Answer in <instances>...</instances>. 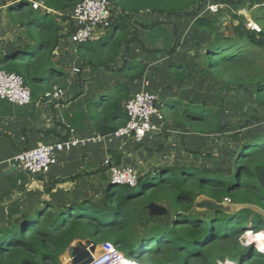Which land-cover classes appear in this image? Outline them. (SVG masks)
I'll list each match as a JSON object with an SVG mask.
<instances>
[{
	"label": "trees",
	"instance_id": "obj_1",
	"mask_svg": "<svg viewBox=\"0 0 264 264\" xmlns=\"http://www.w3.org/2000/svg\"><path fill=\"white\" fill-rule=\"evenodd\" d=\"M35 1L43 3L47 11L34 10ZM84 1L11 0L7 6L8 23L22 34L9 44L10 53L0 57V69L22 76L33 101L40 96L46 99L55 88L64 91L70 86V72L58 67L55 59L60 42L75 31L73 9ZM107 1L113 7L110 29L96 42L75 45L81 62L77 83L82 85L80 74L88 67L124 73L129 83L141 82L148 72L144 61H132L125 53L123 67H114L124 45L139 42L136 27L148 28L136 18L143 14L163 18L151 27L190 18L194 19L193 31L211 37L201 53L202 72L216 80L222 92L246 99L249 108L245 117L252 115L249 121L264 118V4L255 6L256 1L263 0H253L249 6L261 32L245 29L235 38L217 35L219 14H202L209 0ZM238 3L245 7L248 2ZM61 23L69 24V33H62ZM179 48L177 41L162 53L172 57ZM151 53L157 54L158 50ZM169 72L180 88L193 77L188 68L177 63H171ZM131 97L130 88L120 85L115 93L103 97L99 108L91 110L97 134L109 136L127 124L123 106ZM159 107L165 120L191 133L227 135L228 125L213 108L178 99L163 101ZM232 157L229 170L162 167L142 176L136 188L115 190L116 186L111 185L97 198L66 207L46 200L33 213H24L0 229V264H61V256L77 241L110 244L128 259L137 255L139 264H264V255L254 246L246 247L242 239L246 233L257 237L258 248L260 239H264V218L260 214L250 209L234 214L218 211L208 218L193 214L200 196L217 204L228 199L240 206L253 205L264 213V189L258 179L264 171V132L235 143ZM113 158L118 160L121 155ZM58 184L45 186V195H50ZM165 202L171 203V223H147L150 207Z\"/></svg>",
	"mask_w": 264,
	"mask_h": 264
},
{
	"label": "crops",
	"instance_id": "obj_2",
	"mask_svg": "<svg viewBox=\"0 0 264 264\" xmlns=\"http://www.w3.org/2000/svg\"><path fill=\"white\" fill-rule=\"evenodd\" d=\"M261 4L259 5V1H256L255 6L259 7ZM1 16L0 13V57H3L10 53L9 44L22 33L8 23V17L4 22ZM136 20L148 28L136 27L139 42L125 44L121 57L115 61L114 67L122 68L124 65L122 55L128 53L132 61H144L148 64V72L144 79L138 83H129L124 73L115 74L103 68L88 67L81 71L82 85L76 82V80L79 81L78 73L71 74L70 86L64 89L63 95L58 100L51 101L47 96L46 99L40 96L36 101L32 100L30 105L22 108L0 101V162L41 145H53L71 137L86 139L99 135L90 118L91 110L99 108L103 97L115 93L120 85L129 87L131 96L141 90L158 91L156 84L160 74L156 73L158 69L156 65L169 62L167 66L169 69L171 63L175 61H173L174 56H167L162 53L163 49L156 47L154 42L159 39L154 37L153 33L159 36L167 34L166 41L174 43V29H177L179 24H192L194 19H174L172 24L153 27L151 26L154 23L164 21L163 18L143 14ZM249 21L253 20L249 19L246 23ZM61 27L63 34L69 33L68 23H61ZM104 34L105 32H95L91 42H96ZM168 42L164 45L169 44ZM156 50L158 55L161 53L163 55L156 56L157 54L151 53ZM70 54L75 57L70 63L72 71L78 70L75 67L80 68L81 62L70 38L60 42L55 59L56 65L71 71L67 67L69 64L66 59ZM158 58H160L159 61L156 60ZM78 86H83L84 92L80 93ZM178 89L180 96L174 90L175 96L165 93L162 102L177 99L184 103L190 101L185 99V87ZM88 94L93 99H87L92 100L91 105H87L85 100ZM50 109L57 116L59 115V121H50L48 115ZM201 137L202 135L191 133L188 128L165 120L161 125L160 133H151L143 143L138 145L130 140L106 139L103 143L88 144L86 147L58 153L46 176H32L21 168L14 169L10 165H4L0 172V229L5 228L24 213H33L37 207H42L46 200H51L56 206L66 207L71 203L97 197L111 186L108 172L103 167L107 159H110L113 165L134 168L142 177L162 167H181L173 164L175 161L172 159L175 160L178 154L170 148H177L179 141L183 139L187 143H193ZM164 144L166 147L163 148ZM160 146L163 148L161 152L158 150ZM115 154L121 155V158L116 160L113 158ZM186 155V152L182 153L183 157ZM54 182L59 184L50 195H45V186L48 187Z\"/></svg>",
	"mask_w": 264,
	"mask_h": 264
},
{
	"label": "rangeland",
	"instance_id": "obj_3",
	"mask_svg": "<svg viewBox=\"0 0 264 264\" xmlns=\"http://www.w3.org/2000/svg\"><path fill=\"white\" fill-rule=\"evenodd\" d=\"M229 1L230 3L228 4L224 3L225 6L219 13V22L216 26V33L220 36L235 38L238 34H242L243 31H245L246 21L252 19L253 10L249 11V6H251L254 2L253 0H246V2H248L247 5L245 7H241L238 3L240 0ZM10 3L11 0H0V13L2 14L1 18L3 17L4 22H6L7 17L6 8ZM260 3L263 4L264 0L259 2V5ZM191 23L193 24V22ZM192 24H179L177 26L178 28L174 29V43L166 41V38L168 37L167 34L159 36L156 35L157 33H153V36L158 37L159 39L154 43H156L157 48L169 50L175 45L177 41H180L181 49L179 48L180 50H178V53L173 57V61H175L173 63L184 64L193 73L192 80L187 82L185 85L186 101L192 100L207 107L213 108L222 117L223 123L228 125V130L226 136L212 134L202 135L201 138L196 139L193 143H187L182 138L183 141H179V146L177 148H170L172 151L174 150V153L178 154L175 160L172 159V161H175L173 162L174 165L180 166H194L200 169L214 167L218 171L226 169L229 170L233 160L232 156L235 143L238 144L241 140L255 138L258 134L264 132V118L252 120L257 122H252L251 120L249 121L248 118L252 117V115L248 116L247 118L245 117V111L249 108V105H247L248 102L245 101L246 99H239L235 93L222 92L216 80L211 79L210 76L208 77L207 74L205 75L202 72V67L199 66V64H201V53L203 52L206 43L210 41L211 37H209L207 34H200L199 31H192ZM173 27L176 26L173 25ZM165 42H168L169 44L164 45ZM160 55L157 54L156 56ZM160 58L156 60L159 61ZM66 59L69 64L67 67L69 70H71L68 72H70L71 75L74 73V70L72 71L70 63L75 59V57L73 54H70L68 57H66ZM168 64L169 62H164L161 63V65H156L158 68L156 73L160 74L156 84L158 91L156 92V90H149L150 93L156 94L161 102L165 93L173 94L175 91L178 92V88H180L176 81L171 78L169 69H167ZM75 69L79 70L80 68L75 67ZM78 89L80 93L84 92L83 86H78ZM178 95L180 96L179 92ZM173 96L175 95L173 94ZM87 99H92V97L88 94V97L85 100ZM92 100H87V105H91ZM48 115L50 121H59V115L57 116L56 113L52 112V109L49 110ZM247 124L250 125L247 127ZM164 147H166L165 144L163 148ZM163 148L160 146L158 150L161 152ZM183 152H186L187 154L184 157L182 156ZM114 189L118 190L119 188L115 187ZM119 190H121V188ZM229 201H224L223 203L217 204L206 197L200 196L194 205L193 214L208 218L213 216L218 211H222L226 214H234L243 209H250L260 214L264 218V213H262V211H260L256 206H240ZM145 218L147 223L157 222L164 225L170 224L173 218L171 203L165 202L151 206ZM249 238H252L253 240L248 241ZM242 239L245 242L244 244L246 247H255L258 238L246 233ZM79 242H81L79 245L73 244L61 256V264H79L81 259L78 258L79 256H76L77 254H82L84 260L86 261L90 255L93 254L92 258L98 257L103 251V245L96 246L89 241ZM93 247L95 248L92 251L88 250V248L92 249ZM76 249H78V251ZM133 260H137V255L134 256ZM125 262L130 263L127 260Z\"/></svg>",
	"mask_w": 264,
	"mask_h": 264
},
{
	"label": "built area",
	"instance_id": "obj_4",
	"mask_svg": "<svg viewBox=\"0 0 264 264\" xmlns=\"http://www.w3.org/2000/svg\"><path fill=\"white\" fill-rule=\"evenodd\" d=\"M224 0H209L202 12L203 15H216L224 8ZM34 10L47 11L40 2H33ZM113 7L107 0H85L78 4L72 12V21L75 31L70 40L73 45L91 42L95 32H106L111 27ZM249 32L260 33L261 28L253 21L246 23ZM78 73V70H74ZM63 95L62 90L54 89V93L47 94L51 101L58 100ZM0 101L14 107H25L31 104V91L27 88L22 76L8 73L0 69ZM159 97L141 90L132 95L124 104V111L128 118L127 124L109 136L97 135L86 139L71 137L53 145H41L16 154L14 157L0 162V172L4 165L12 168H21L32 176H46L55 162L58 153L86 147L88 144L103 143L106 139L117 141L130 140L141 144L151 133H160L165 118L159 107ZM103 167L108 172L112 185L116 187L136 188L141 178L138 172L128 166L113 165L107 159ZM225 201H229L226 199ZM230 202V201H229ZM126 258L119 250L110 244L103 245V251L98 257H93L91 264H121Z\"/></svg>",
	"mask_w": 264,
	"mask_h": 264
},
{
	"label": "water",
	"instance_id": "obj_5",
	"mask_svg": "<svg viewBox=\"0 0 264 264\" xmlns=\"http://www.w3.org/2000/svg\"><path fill=\"white\" fill-rule=\"evenodd\" d=\"M258 179H259V183H260V185L262 186V188L264 189V171L263 172H261L260 174H259V176H258ZM111 185H112V183H111ZM112 186H114V185H112ZM81 242H79V241H77V242H75L74 244H80ZM92 243V242H91ZM94 244V243H93ZM94 245H96V244H94ZM96 246H98V245H96ZM95 247H93L92 249L90 248H88V250H93ZM77 251H78V249H76ZM93 255V254H92ZM92 255H90V257H88V260L87 261H85L84 260V257H83V255L81 254V255H79V254H77L76 256H79L78 258H80L81 259V262H79V264H90L92 261H93V258H92ZM75 256V257H76Z\"/></svg>",
	"mask_w": 264,
	"mask_h": 264
},
{
	"label": "bare ground",
	"instance_id": "obj_6",
	"mask_svg": "<svg viewBox=\"0 0 264 264\" xmlns=\"http://www.w3.org/2000/svg\"><path fill=\"white\" fill-rule=\"evenodd\" d=\"M259 246H258V250L259 251H263L264 252V239H260V242H259V244H258ZM257 247V246H256ZM88 260V259H87ZM86 260V261H87ZM121 264H130V263H126V262H123V263H121Z\"/></svg>",
	"mask_w": 264,
	"mask_h": 264
},
{
	"label": "clouds",
	"instance_id": "obj_7",
	"mask_svg": "<svg viewBox=\"0 0 264 264\" xmlns=\"http://www.w3.org/2000/svg\"><path fill=\"white\" fill-rule=\"evenodd\" d=\"M255 249L260 253V254H263L264 255V252L263 251H259L258 248L255 246ZM134 257H131V259L133 260ZM137 263V262H136Z\"/></svg>",
	"mask_w": 264,
	"mask_h": 264
}]
</instances>
